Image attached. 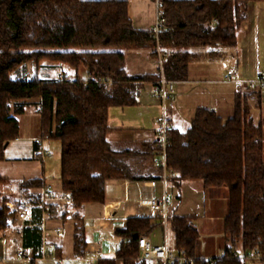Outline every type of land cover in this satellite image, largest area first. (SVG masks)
I'll use <instances>...</instances> for the list:
<instances>
[{
    "label": "trees",
    "instance_id": "obj_1",
    "mask_svg": "<svg viewBox=\"0 0 264 264\" xmlns=\"http://www.w3.org/2000/svg\"><path fill=\"white\" fill-rule=\"evenodd\" d=\"M161 2L165 26L156 43L150 31L133 27L126 2L0 0V162L5 160L8 144L19 137L17 118L36 107L41 138L60 142L61 191L69 196L77 221L84 205L104 203L108 180L163 179V169L154 165L156 142L123 151L110 146L106 140L109 109L136 107L146 83L158 87L161 79L186 81L191 48H234L247 6L264 0ZM157 47L166 55L162 73L127 75L126 51L150 50L156 58ZM44 62L75 73L83 70L87 80L78 76L40 79L37 71ZM27 65L34 68L31 77L25 75ZM259 96L242 86L237 89L231 118L223 120L214 110L198 109L186 132L170 133L165 169L169 185L180 188L196 182L203 191L227 189L222 227L226 246L219 258L195 257L199 236L192 217L173 215L167 220L174 248L183 249L195 264H246L254 259L264 264V129L255 122L251 105ZM7 184L0 179V185ZM43 184L42 180L22 181L17 190L22 200L31 202L35 196L29 192ZM7 201L4 198L0 206V232L15 220L16 210H9ZM53 210L62 218L68 214V208ZM34 213L31 224L39 223L42 215L41 210ZM156 228L151 218L128 219L116 232L121 244L115 259L98 264H147L139 260L138 239ZM23 238L24 247L40 250L39 229L26 228ZM85 245L84 230L79 227L73 238L75 257L84 255Z\"/></svg>",
    "mask_w": 264,
    "mask_h": 264
},
{
    "label": "crops",
    "instance_id": "obj_2",
    "mask_svg": "<svg viewBox=\"0 0 264 264\" xmlns=\"http://www.w3.org/2000/svg\"><path fill=\"white\" fill-rule=\"evenodd\" d=\"M81 1L126 2L128 17L133 27L139 31H150L155 23L156 2L166 0ZM189 52L192 60L188 67L187 80L179 83L170 82L172 85L171 99L165 103L164 108L154 97V84L146 83L140 90L136 107L109 109L107 124L110 130L106 140L114 150L139 149L142 144L155 143L159 123L163 117L173 130L180 133L188 130L198 109L214 110L223 120L231 118L237 88L233 82L226 80L227 75L233 74L235 81L246 85L255 81L260 73H264V2L250 3L247 6L246 20L241 25L234 48L211 50L196 47L191 48ZM41 64L39 70L54 69L56 75L54 78H45V75L41 77L38 71L37 75L40 79L56 80L59 76H78L84 81L87 80L83 70L75 73L62 65ZM27 66L25 75L28 76L30 71ZM125 71L129 76L151 77L158 75L159 66L150 50H128L125 52ZM63 73L65 75H62ZM30 103L36 104L37 101ZM251 105L255 122L261 123L264 129V94L260 95L257 101L251 102ZM30 109L36 113L35 117L39 116L36 107ZM24 116L17 118L19 134ZM35 139L39 138L35 137L29 141L31 143L30 152H26L30 153V158H16L18 156L6 158L5 155V160L0 162V179L6 180L8 184L0 186L7 187L11 182L10 187L17 189V185L22 181L42 180L43 183L45 182L40 167L35 163L40 161L35 155L36 146L33 144ZM14 142L20 143L21 138L18 137ZM8 147L9 144L5 148V153L8 152ZM44 185L47 184H43L42 187ZM42 187L29 192L31 196H35L31 201L39 199ZM55 191L61 193V186ZM104 191V203L84 205L78 212L80 217L78 221L73 217L76 210L71 206L64 207L68 208V214L64 218L55 212L52 213L53 216H46L43 219L40 216L37 224H31L33 223L31 219L27 228L39 229L41 247L38 252L28 248L31 251L29 260L15 259V253L24 247L23 235L22 237L16 236L13 233V227L0 232V259L6 260L4 264H98L100 260H112L115 259V254L121 244V239L116 236V232L123 229L127 220L132 218H151L153 223L157 224V228L147 236L148 240L154 245L165 243L168 247L174 248V236L167 224L163 227L157 216L141 204L163 193L171 197L167 207L168 218L173 215L193 218V224L199 236L195 257L208 261L222 255L226 246L222 229L227 211L226 188H211L203 191L201 185L194 182H187L180 188H175L169 185L163 177L160 182L143 183L108 180L105 182ZM22 201V203L27 202ZM8 204L13 205L7 201L5 206ZM8 209L13 210L9 207ZM219 212L221 242L213 247L209 243L202 245L200 240H204L205 237L202 238L204 225L201 221L206 215H211L212 217L207 220L214 223L217 221L214 216ZM33 216H35L34 211L31 213V218ZM79 227L84 230L86 245L84 255L77 258L74 256L73 238L75 230ZM41 254L45 255L44 260L40 259ZM117 264L121 263L117 262Z\"/></svg>",
    "mask_w": 264,
    "mask_h": 264
},
{
    "label": "built area",
    "instance_id": "obj_3",
    "mask_svg": "<svg viewBox=\"0 0 264 264\" xmlns=\"http://www.w3.org/2000/svg\"><path fill=\"white\" fill-rule=\"evenodd\" d=\"M165 26V19L163 17V4L161 1L156 2V15L155 23L150 30L153 39L158 43L159 33ZM157 63L159 66V71L162 73V64L166 59V55L156 48ZM233 74H229L226 77L227 81H231L235 84L236 88L239 89L242 86L258 93L260 95L264 94V73H260L255 81L249 82L246 85L234 80ZM172 85L170 82H165L163 79L160 80L159 86L155 87L154 97L160 101L163 108L165 103L171 99ZM173 128L169 125L165 117H163L159 123L157 130L156 143L158 151L156 153V158L154 165L161 167L163 169L164 179L170 175L166 169V154L169 148L170 133ZM33 144L36 146L35 155L38 160L43 161L47 156V151L43 146V140L41 138L35 139ZM39 199L33 200L31 202H24L20 207H15L8 204L10 209L16 210L15 220L12 224L13 233L22 237L24 230L31 223V213L35 210L42 211V219L48 217L54 212L53 208H63L70 205L69 196L61 193H57L52 185H44L40 190ZM171 201V197L167 193H163L161 196L152 198L148 201H143L141 204L148 207L149 210L157 216V219L161 221L163 227L166 226L168 220L167 207ZM3 243V242H1ZM138 249H139V260L146 262L147 264H195V259L190 258L186 255L183 249L177 250L175 248L168 247L165 243L162 245L152 244L147 237L141 236L138 239ZM31 258V251L28 248L22 247L15 253V259L24 261ZM45 255L41 254L40 259L44 260ZM210 261V260H208ZM6 260L4 258L0 259V263L4 264ZM211 264V263H210ZM246 264H263L260 260H247Z\"/></svg>",
    "mask_w": 264,
    "mask_h": 264
},
{
    "label": "rangeland",
    "instance_id": "obj_4",
    "mask_svg": "<svg viewBox=\"0 0 264 264\" xmlns=\"http://www.w3.org/2000/svg\"><path fill=\"white\" fill-rule=\"evenodd\" d=\"M43 65L48 64L47 62L42 63ZM41 64V65H42ZM29 69V77L33 76L34 68L32 65L27 66ZM23 71V70H22ZM41 77L45 75V78H54L56 72L54 69H38ZM37 71V73H38ZM62 75H65L64 73ZM72 77V76H69ZM62 76L57 77V79H61ZM36 113L32 111V109H28L25 116L21 121V131L19 137L21 138L20 143H15L14 141L9 143L8 152L5 153L6 158L8 156H18L16 158H30V148L31 143L29 142L31 139L38 137L41 138L42 132L40 125V118L35 117ZM43 140L44 148L47 151V156L44 158L43 162H35L37 166L40 167L41 175L43 173V178L45 179L44 184L52 185L55 190H59L60 183V142L57 139H48L41 138ZM17 149V151H15ZM22 149V150H21ZM196 183V182H194ZM12 185L9 182L7 187L0 186V205L2 204V200L7 198L9 203L13 204L14 208L21 205L22 196L14 187H10ZM8 208V206H6ZM201 211V210H200ZM211 215H206L203 219L202 224L204 225L202 228V238L204 240H200L201 244L209 243L213 247V245H217L221 242L222 232L220 230V212L214 216V219L217 218V221L213 223V221L207 220ZM219 220V221H218ZM201 239V236H200Z\"/></svg>",
    "mask_w": 264,
    "mask_h": 264
}]
</instances>
